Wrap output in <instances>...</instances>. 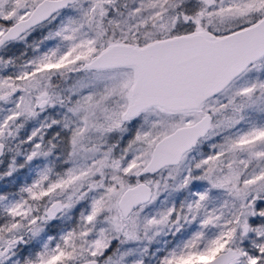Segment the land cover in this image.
I'll use <instances>...</instances> for the list:
<instances>
[{
	"label": "snow or ice",
	"instance_id": "snow-or-ice-1",
	"mask_svg": "<svg viewBox=\"0 0 264 264\" xmlns=\"http://www.w3.org/2000/svg\"><path fill=\"white\" fill-rule=\"evenodd\" d=\"M0 165V264H264V0H0Z\"/></svg>",
	"mask_w": 264,
	"mask_h": 264
},
{
	"label": "rangeland",
	"instance_id": "rangeland-1",
	"mask_svg": "<svg viewBox=\"0 0 264 264\" xmlns=\"http://www.w3.org/2000/svg\"><path fill=\"white\" fill-rule=\"evenodd\" d=\"M33 38L35 39V38H37V37H33ZM0 167H3V166L0 165ZM20 175H21L22 178L24 177V173H21Z\"/></svg>",
	"mask_w": 264,
	"mask_h": 264
}]
</instances>
